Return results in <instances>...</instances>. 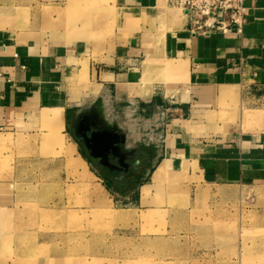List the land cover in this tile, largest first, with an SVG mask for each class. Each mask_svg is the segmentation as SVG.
I'll return each instance as SVG.
<instances>
[{
    "label": "crops",
    "instance_id": "crops-1",
    "mask_svg": "<svg viewBox=\"0 0 264 264\" xmlns=\"http://www.w3.org/2000/svg\"><path fill=\"white\" fill-rule=\"evenodd\" d=\"M245 4L242 34H193L167 0H72L96 27L71 40H22L0 27V130L58 109L69 132L75 112L98 104L130 136L159 131L170 170L206 185L264 186V0ZM102 10L114 15L112 30ZM81 71L89 88L75 82Z\"/></svg>",
    "mask_w": 264,
    "mask_h": 264
},
{
    "label": "rangeland",
    "instance_id": "rangeland-1",
    "mask_svg": "<svg viewBox=\"0 0 264 264\" xmlns=\"http://www.w3.org/2000/svg\"><path fill=\"white\" fill-rule=\"evenodd\" d=\"M90 12L72 0L50 9L0 0V27L22 40H71L80 29L93 34L94 20H80ZM98 19L106 31L115 26L106 10ZM75 82L90 86L82 71ZM63 118L24 114L0 130V264H264V186L206 185L188 169L155 180L160 164L172 166L169 157L160 163L159 131L134 133L145 166L115 183L82 159Z\"/></svg>",
    "mask_w": 264,
    "mask_h": 264
},
{
    "label": "flooded vegetation",
    "instance_id": "flooded-vegetation-1",
    "mask_svg": "<svg viewBox=\"0 0 264 264\" xmlns=\"http://www.w3.org/2000/svg\"><path fill=\"white\" fill-rule=\"evenodd\" d=\"M94 110L88 113L83 111L87 108L80 109L75 112L73 120L71 122V129L75 136V126L80 125V131L86 136L76 137V140L80 144L82 151L87 155L90 160H94L99 167L102 174L109 177L113 182L121 184L130 183L134 179L139 178L140 171L145 166V156H148V152L143 147H136L132 144L134 138L129 135L128 131L121 127L117 121H110L107 113L95 104ZM88 115L89 119L84 121V116ZM95 123V124H93ZM110 130L119 134V139L114 143V148H110L106 151L107 145L105 142L96 147V152L108 156L110 163L119 166L122 169H112L108 164L102 163L101 157H94L91 155V149L88 148L89 142L93 132ZM123 158L128 165L121 164L120 159Z\"/></svg>",
    "mask_w": 264,
    "mask_h": 264
},
{
    "label": "built area",
    "instance_id": "built-area-1",
    "mask_svg": "<svg viewBox=\"0 0 264 264\" xmlns=\"http://www.w3.org/2000/svg\"><path fill=\"white\" fill-rule=\"evenodd\" d=\"M246 0H167L187 16L193 34L215 32L242 34L247 14Z\"/></svg>",
    "mask_w": 264,
    "mask_h": 264
},
{
    "label": "water",
    "instance_id": "water-1",
    "mask_svg": "<svg viewBox=\"0 0 264 264\" xmlns=\"http://www.w3.org/2000/svg\"><path fill=\"white\" fill-rule=\"evenodd\" d=\"M95 106L96 105H92V107L85 109L83 112L88 113L91 110H94ZM87 119H89L88 115L84 116V121H86ZM93 124H95V123H93ZM75 136L76 137L86 136V134L81 133L79 124L77 126H75ZM118 139H119V134L116 132H112L110 130L93 132L92 136L90 138H88L89 142L87 143V146L89 149H91V155L92 156L102 158V163L108 164L112 169H114V168L122 169L119 166L110 163L107 155L105 156L104 154L96 152L97 145L99 148L103 142H105V144L107 145L106 151L112 147L114 148L115 147L114 143L116 141H118ZM120 162H121V164L128 165L123 158L120 159Z\"/></svg>",
    "mask_w": 264,
    "mask_h": 264
},
{
    "label": "bare ground",
    "instance_id": "bare-ground-1",
    "mask_svg": "<svg viewBox=\"0 0 264 264\" xmlns=\"http://www.w3.org/2000/svg\"><path fill=\"white\" fill-rule=\"evenodd\" d=\"M55 6H54V3L53 4L51 3L49 5L47 4V8L48 9L53 8ZM41 8H43V5H42ZM173 69H174V66H173ZM61 114H62V110H58V109H54V110L53 109H47V110H44L42 117H43L44 122H50V121L58 120L59 117H61ZM171 163H172V161H171ZM168 164H169L168 161L160 164V166L155 170V173L153 174L154 176H152V177H154L155 180H161V179H163L164 178V173L163 172L170 170L171 167H172L171 164L170 165H168Z\"/></svg>",
    "mask_w": 264,
    "mask_h": 264
}]
</instances>
